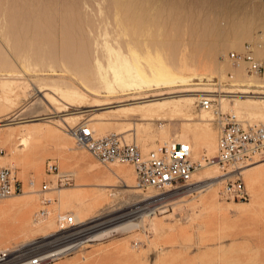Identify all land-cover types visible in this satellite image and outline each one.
<instances>
[{
  "label": "rangeland",
  "instance_id": "1",
  "mask_svg": "<svg viewBox=\"0 0 264 264\" xmlns=\"http://www.w3.org/2000/svg\"><path fill=\"white\" fill-rule=\"evenodd\" d=\"M22 1L0 0V167L14 166L23 183L22 192L0 199V247L19 248L56 231L58 213L81 211L85 218H94L151 201L149 209L140 211L144 214L150 209L155 211L154 216H145V224L100 242L91 241L48 264L73 261L75 264H264V164L247 173L241 172L249 192L246 200L220 196L225 176L209 180L215 184L210 189L205 187L206 190L199 189L201 186L175 193L169 189H139L135 186L131 163L99 161L84 146L77 145L68 131L72 125L87 123L95 134L116 131L127 141H136L144 152L163 142L188 140L194 159L201 160L204 154L214 155L218 135L216 110L234 111L247 123L264 121V110H260V119L251 116L247 109L234 106L233 96L241 94L238 89L242 87L232 80L239 73L236 70L241 69L240 77L264 82V72L255 74L247 69L246 62H234L228 55L232 50L245 51L249 44L253 55L264 59V0ZM11 28L12 35L3 34ZM19 43L21 46L25 43L23 49ZM35 52L40 53L37 58L30 56ZM134 52L153 56L156 62L165 59L166 63H173L176 74L191 76L195 82L202 83L192 87L216 88L217 92L203 94L214 97L212 106L203 110L196 98L192 104L182 106L183 115L173 116L168 111L164 116L162 112L148 126L147 120L139 116H118L114 112L117 105L94 106L92 97H89L92 102L89 99L84 105L66 103L64 109H67L61 110L39 91V81L53 86L60 83L59 86H65L70 81L84 91L85 87L72 72L83 76L88 68L92 80L97 81L96 59L108 67L116 53ZM8 69L15 71L14 74H3ZM5 78L10 85L3 89ZM34 80L38 83L34 84ZM251 89L258 92L244 95H250L253 100L240 99L258 100V103L264 100L259 98L264 97V86L253 82ZM175 91L174 95L181 93ZM218 94L228 96L220 98ZM260 107L264 109L262 102ZM202 112H208L205 119ZM14 131H25L28 141L22 143L15 134L11 135ZM197 133H206V139L198 138ZM175 136L180 139H173ZM48 159L56 162L60 172L71 171L73 179L59 184L57 175L46 170ZM223 173L217 164H209L196 172L193 187L199 178L206 180ZM29 177L35 179V184H28ZM44 180L49 181L50 188L40 190ZM210 190L215 195L208 202L205 197ZM43 197L52 201L44 203ZM30 200H33L31 205ZM42 207L49 209V214L38 218L35 213ZM134 239L139 240L138 245H133Z\"/></svg>",
  "mask_w": 264,
  "mask_h": 264
},
{
  "label": "built area",
  "instance_id": "2",
  "mask_svg": "<svg viewBox=\"0 0 264 264\" xmlns=\"http://www.w3.org/2000/svg\"><path fill=\"white\" fill-rule=\"evenodd\" d=\"M245 51L229 52L234 62L244 61L248 70L255 74L264 72V59L256 58L249 44ZM214 97L201 95L198 103L203 107H211ZM218 135L216 138V153L203 155L197 160L191 157L192 145L187 140H172L163 142L147 151H142L136 141H127L116 131L95 134L87 123L75 124L68 131L77 145L84 146L101 162L125 161L131 163L135 173V186L139 189L155 188L157 190L195 189L192 175L204 163H216L222 172H232L224 178L220 188V196L229 199L246 200L249 192L239 169L243 165L264 159V121L243 122L232 111L216 110ZM46 170L57 175L59 184L69 183L73 179L71 171H59L54 160L48 159ZM35 182L29 177L28 184ZM50 188L47 180L42 181L40 190ZM23 191V183L16 174L14 166L0 167V199ZM146 198V197H145ZM44 203L50 198L43 197ZM151 201L137 205L138 209L131 212V217L141 214V210L150 208ZM136 207V206H135ZM126 210V209H125ZM121 212V211H119ZM154 209L148 210V214ZM152 213V214H153ZM49 209L42 207L35 216L46 217ZM100 215L86 220H77L71 212L57 214L56 231L38 237L31 248L18 250V247H0V264H48L50 261L69 254L85 244L90 243L92 234L101 226ZM124 215L118 218L124 217ZM32 241V240H31ZM30 242V241H29ZM139 240L134 239L133 245Z\"/></svg>",
  "mask_w": 264,
  "mask_h": 264
},
{
  "label": "bare ground",
  "instance_id": "3",
  "mask_svg": "<svg viewBox=\"0 0 264 264\" xmlns=\"http://www.w3.org/2000/svg\"><path fill=\"white\" fill-rule=\"evenodd\" d=\"M7 1V0H6ZM11 1V0H10ZM41 1V0H40ZM113 1V0H112ZM224 1V0H223ZM20 2V1H19ZM30 2V1H29ZM34 2V1H33ZM39 2V1H37ZM52 2V1H51ZM126 2V1H125ZM128 2V1H127ZM142 2V1H140ZM156 2V1H155ZM18 3V2H17ZM21 3H23V1L21 0ZM36 3V2H35ZM60 3V2H59ZM71 3V2H70ZM91 3V2H89ZM111 3V1H110ZM114 3V2H113ZM112 3V4H113ZM118 3V2H117ZM138 3V2H137ZM148 2H146L145 4H147ZM223 3V2H222ZM221 3V4H222ZM228 3V2H227ZM7 4V3H6ZM25 4V3H24ZM24 4L22 7H24ZM48 4V3H46ZM66 4V2H65ZM127 4V3H126ZM140 4V3H139ZM152 4V3H151ZM36 5V4H35ZM83 5V3H82ZM92 5V4H91ZM150 5V4H147ZM37 6V5H36ZM64 6V5H63ZM84 6V5H83ZM87 6V5H86ZM111 6V5H110ZM124 6V5H123ZM127 6V5H126ZM137 6V5H136ZM227 6V5H226ZM17 7V6H16ZM34 7V6H33ZM47 7V6H46ZM52 7V6H51ZM60 7V6H59ZM92 7V6H91ZM116 7V5H115ZM128 7V6H127ZM11 8V7H10ZM18 8V7H17ZM27 8V7H26ZM71 8V7H70ZM137 8V7H136ZM140 8V7H139ZM222 8V7H221ZM69 9V8H68ZM74 9V8H73ZM86 9V8H85ZM88 9V8H87ZM90 9V8H89ZM127 9V8H126ZM234 9V8H233ZM236 9V8H235ZM17 10V9H16ZM140 10V9H139ZM21 11V10H19ZM18 11V12H19ZM28 11V10H27ZM56 11V10H55ZM86 11V10H85ZM233 11V10H231ZM24 12V11H22ZM52 12V11H51ZM91 12V10H90ZM21 13V12H20ZM26 13V12H25ZM35 13V12H34ZM62 13V12H61ZM72 13V12H71ZM11 14V13H10ZM24 14V13H22ZM51 14V13H50ZM32 15V14H31ZM45 15V14H44ZM73 15V13H72ZM93 16V14H91ZM109 15V14H108ZM5 16V14H4ZM19 16V15H17ZM26 16V15H25ZM39 17V16H38ZM70 17V15H69ZM86 17V16H85ZM23 18V17H22ZM35 18V17H34ZM43 18V17H42ZM89 18V17H88ZM9 19V18H7ZM70 19V18H69ZM23 20V19H22ZM89 20V19H87ZM96 20V19H95ZM99 20V19H98ZM9 21V20H8ZM64 21V20H63ZM84 21V20H83ZM167 21V20H166ZM35 22V21H34ZM100 22V21H99ZM195 22V21H194ZM5 23V22H4ZM27 23V22H26ZM25 23V24H26ZM81 23V22H80ZM98 22H96L97 24ZM197 23V22H196ZM202 23V22H201ZM8 24V23H7ZM15 24V23H14ZM24 24V23H23ZM24 24V25H25ZM77 24V23H76ZM82 24V23H81ZM89 24V23H88ZM102 24V23H101ZM104 24V23H103ZM198 24V23H197ZM17 25V23H16ZM66 25V24H65ZM72 25V24H71ZM5 26V25H4ZM13 26V25H12ZM78 26V25H77ZM198 26V25H197ZM20 27L22 28V26L20 25ZM67 27V25H66ZM170 27V25H169ZM2 28H7L6 27H2ZM29 28V27H28ZM95 28V27H94ZM192 28V27H191ZM197 28V27H196ZM1 29V27H0ZM14 29H17L16 27ZM6 30V29H5ZM22 30V29H21ZM28 30V29H27ZM30 30V29H29ZM36 30V29H35ZM62 30V29H61ZM96 30V29H94ZM197 29H195L196 31ZM23 31H25V29H23ZM42 31V30H41ZM51 31V30H50ZM64 31V30H63ZM12 28L11 31H5L3 34L4 35H12ZM32 32V31H31ZM73 32V31H72ZM93 32V31H92ZM101 32V31H100ZM22 33V31H21ZM38 33V32H37ZM40 33V32H39ZM38 33V34H39ZM42 33V32H41ZM69 33V31H68ZM96 33V32H95ZM110 33V32H109ZM1 34V33H0ZM35 36V32L33 33ZM44 34V32L42 33ZM49 33H47L48 35ZM52 34V33H51ZM20 35L21 34H17ZM41 35V34H40ZM89 35V34H88ZM92 35V34H91ZM195 35V34H194ZM14 36V35H13ZM44 36V35H43ZM68 36V35H67ZM204 36V35H203ZM202 36V37H203ZM8 37V36H5ZM17 37V36H16ZM37 36H35L36 38ZM42 37V36H41ZM45 37V36H44ZM51 37V36H50ZM73 37V36H72ZM71 37V38H72ZM81 37V36H80ZM91 37V36H90ZM98 37V36H97ZM14 38V37H13ZM70 38V37H69ZM100 38V37H99ZM7 39V38H6ZM12 39V38H11ZM19 39V38H18ZM29 39V38H28ZM51 39V38H50ZM55 39V38H54ZM89 39V38H88ZM8 40V39H7ZM10 40V38H9ZM20 40V39H19ZM56 40V39H55ZM71 40V39H70ZM200 40V39H199ZM17 41V40H16ZM45 41V40H44ZM176 41V40H175ZM178 41V40H177ZM12 42V41H11ZM20 42V41H18ZM28 42V41H27ZM33 42V41H32ZM54 42V41H53ZM65 42V41H64ZM68 42V41H67ZM82 42V41H81ZM71 43V42H70ZM77 43V41H76ZM9 44V42H8ZM20 45V43H19ZM25 45V43H24ZM23 45V46H24ZM83 45V44H82ZM89 45V44H88ZM18 46V45H17ZM21 46V45H20ZM23 46L22 49H23ZM85 46V45H83ZM93 46V45H92ZM91 46V48H92ZM15 47V46H14ZM33 47V46H32ZM95 47V46H94ZM3 48V47H2ZM47 48V47H46ZM53 48V47H52ZM51 48V50H52ZM90 48V49H91ZM15 49V48H14ZM17 49V48H16ZM66 49V48H65ZM80 49V48H79ZM88 49V48H87ZM95 49V48H94ZM26 50V48H25ZM31 50V49H30ZM48 50V49H47ZM78 50V48H77ZM85 50V49H84ZM97 50V49H96ZM9 51V50H8ZM28 51V50H26ZM48 52V51H47ZM54 52V51H53ZM79 52V51H78ZM82 52V51H81ZM22 53V52H21ZM27 53V52H26ZM36 53V52H35ZM30 54V56L36 57L39 54ZM46 53V52H45ZM49 53V52H48ZM84 53V52H83ZM29 54V53H28ZM4 55V54H3ZM16 55V54H15ZM48 55V54H47ZM29 56V55H28ZM42 57V55H40ZM38 56V57H40ZM44 56V54H43ZM76 56V55H75ZM74 56V57H75ZM82 56V55H81ZM22 57V56H21ZM26 57V56H25ZM24 57V58H25ZM70 57V56H69ZM72 57V56H71ZM4 58V57H3ZM31 58V57H30ZM37 58V57H36ZM58 58V57H57ZM65 58V57H64ZM110 58V56H109ZM21 59V58H20ZM26 59V58H25ZM68 58H66L65 60H67ZM24 60V59H23ZM38 60V59H37ZM41 60V59H40ZM71 60V58H70ZM20 61V60H19ZM68 63V62H67ZM71 63V62H69ZM22 64H24L25 67H28L27 65H25V63L22 62ZM172 64L173 63H166L165 59H160L159 62H156L153 58V56L150 57H146L140 53L134 52L132 54H124V53H116L115 55L112 56V58L110 59V63L109 66L106 67L104 66L101 61L99 59H96L95 61V68L98 70L99 75L98 76V80L94 81L91 78V72L90 69H86L85 74L82 76H79V74L74 73L77 77H78V81L85 87L84 89L86 90H81V88L78 87V85L75 84H71V82H67V84H65V86H53V84L49 85L45 82H40L38 86L40 87L39 91L44 92V97L51 103L54 104L58 109L61 110H66L64 109L66 107V103H70L73 104L74 102H79L77 103L82 105L83 102L85 101H89V97L94 98L93 104L96 107H104V108H112L114 106H119L117 109H115V113L126 118H131V117H136L139 116L141 119L143 120H147V125L149 124V122L151 123L152 120H154V117H159L161 116V113H164V116L166 115V113L168 111H170L172 113V115H183L182 113V106L185 105H190L194 102V100L196 98H200L201 95L204 94V92L207 91H215L217 92L214 88H208V87H192L195 85H202V83H198L195 82L194 79L190 76V77H185L182 75H178L176 74L173 69H172ZM66 65V64H65ZM64 65V66H65ZM239 65V63H238ZM63 66V67H64ZM69 67V65H68ZM66 68V67H65ZM71 68V67H70ZM69 69V68H68ZM68 69H65L67 71H65L66 73L68 72ZM72 69V68H71ZM75 69V68H73ZM9 70V69H8ZM63 70V69H62ZM70 70V69H69ZM77 70V69H76ZM75 70V71H76ZM74 71V70H73ZM236 72L234 74V78L233 80V84H237L238 86L242 87L238 89V93L241 94H236L235 99H234V106L237 109H242V110H246L247 112L252 116L254 115H261L262 112L260 110H264L261 109L260 107V102L263 103L264 105V100L260 101L258 103V100H256V102H252V101H244L242 99H240L241 97H250V95H244V94H250V93H257L258 91H253V89H251V87L253 86V82L259 86V87H263L264 86V82L256 80V81H250L248 79H245L243 76L240 77L241 73V69H237ZM15 71H7L3 74L5 75H12L14 74ZM242 72V71H241ZM70 76L71 73H70ZM240 77V78H239ZM75 78L76 77H72ZM72 78L70 80H72ZM39 80V79H36ZM77 80V79H76ZM42 81V80H41ZM63 81V79L61 80ZM60 81V82H61ZM33 82V81H32ZM38 83L37 81L35 82L34 80V84ZM63 83H65V80L63 81ZM70 83V84H68ZM2 87L4 89V87L9 86L10 85V81L9 79L5 78L2 82ZM103 88V89H100ZM49 90V91H48ZM175 90H177V92H181L179 95H174V92H176ZM167 91V92H165ZM225 91V90H224ZM229 91V90H228ZM220 92V90H219ZM234 92V91H231ZM236 92V90H235ZM261 92V91H259ZM151 93V94H150ZM228 93V92H227ZM226 93V94H227ZM262 93V92H261ZM207 94V93H206ZM214 94V93H213ZM208 95V94H207ZM218 96L221 98L223 96H228V95H223V94H218ZM105 97V98H102ZM259 98H264V97H259ZM258 98V99H259ZM229 99V98H228ZM251 100H253V98H249ZM92 102V99H90ZM224 100L228 101L227 98H225ZM231 100V99H230ZM221 101V100H220ZM232 101V100H231ZM224 102V101H223ZM233 102V101H232ZM87 104V103H86ZM85 104V106H86ZM84 105V103H83ZM81 107V106H80ZM187 108V107H186ZM245 108V109H244ZM189 109V108H188ZM203 110H206L203 106H202ZM236 109V110H237ZM114 110V109H112ZM111 110V111H112ZM213 110V109H212ZM60 111V110H59ZM209 111V110H207ZM184 112V111H183ZM204 112V111H203ZM202 112V119H205L207 117V113H203ZM206 112V111H205ZM234 112V111H232ZM189 113V112H187ZM236 113V112H234ZM241 113V112H240ZM239 113V114H240ZM186 114V112L184 113ZM170 115V114H169ZM188 115V114H187ZM210 115V114H209ZM208 115V116H209ZM39 116V115H38ZM116 116V115H115ZM263 116V115H262ZM188 117V116H187ZM210 117V116H209ZM250 117V116H249ZM256 117V116H254ZM259 117V116H258ZM12 118V117H11ZM24 119V117H22ZM67 118V117H66ZM162 118V117H161ZM164 118V117H163ZM260 118V117H259ZM15 119V118H14ZM12 119V120H14ZM68 119V118H67ZM171 119V118H170ZM169 119V120H170ZM179 119V118H178ZM240 119V118H239ZM261 119V118H260ZM264 119V118H262ZM69 120V119H68ZM207 120V119H206ZM241 120V119H240ZM89 125V124H88ZM90 126V125H89ZM149 126V125H148ZM91 127V126H90ZM189 127V126H188ZM92 128V127H91ZM184 128V127H183ZM163 129V128H162ZM92 130H94L92 128ZM185 130V129H184ZM188 130V129H187ZM16 135L17 137H19L21 139V142L23 143V141L26 139V135H28L25 131H14L11 133V135ZM70 134V133H69ZM204 134L206 133H197L198 138L202 139L205 136ZM207 135H209V133H207ZM72 136V135H71ZM28 137V136H27ZM180 139V137H173V139ZM210 138V137H207ZM28 139V138H27ZM26 139V140H27ZM125 139V138H124ZM28 141V140H27ZM172 141V140H171ZM188 141V140H187ZM169 142V141H168ZM190 142V141H188ZM202 142V141H201ZM206 142V141H205ZM76 143V142H75ZM191 143V142H190ZM198 143V142H197ZM207 143V142H206ZM209 143V141H208ZM207 143V144H208ZM192 145V144H191ZM202 145V143H201ZM204 145V143H203ZM206 146V145H205ZM209 146V145H208ZM206 148H210V147H206ZM197 156V155H196ZM199 156V155H198ZM191 157L194 158V151L192 149V154ZM118 162V161H117ZM198 167L193 175H192V179L194 182V175L196 174V172L198 170H200L201 168L205 167V166H209V164H214L216 165V163L212 162V163H204ZM264 164V160H255L252 163H249L247 165H243L241 166L239 169L241 170V172H245L247 173L248 171H250L253 168L259 167L261 165ZM203 166V167H202ZM206 170V169H205ZM120 171H123L120 169ZM124 172V176L127 177V173L125 171ZM242 173V174H243ZM117 174V173H116ZM232 172H227V173H223L221 175L218 176H212L209 177L206 180L203 179H198L196 181V185L194 186L195 188L198 189L197 186H201V188L199 189H210L213 187V185L215 183H211V181L209 180H214L217 179L221 176H226V175H231ZM119 177L120 175L117 174ZM209 175V174H208ZM205 176V174H204ZM211 176V175H210ZM225 178V177H224ZM223 180V179H222ZM207 182V184L202 185V182ZM205 182V183H206ZM218 183V182H217ZM35 184V182L33 183ZM32 184V185H33ZM194 185V184H193ZM130 186V185H128ZM204 186V187H202ZM152 189V188H151ZM154 189V188H153ZM205 189V190H206ZM183 190H189L188 189H181ZM181 190H172L170 192H176V191H181ZM212 190V189H211ZM208 193V195L205 197V200H212L214 199V195H215V191H211ZM153 196L152 194L150 195V197ZM155 196V194H154ZM149 197V196H147ZM50 201H52V199L50 198ZM208 201V202H209ZM214 201V200H213ZM33 203V200H30V205ZM215 203V202H214ZM213 203V204H214ZM138 206H132L126 210H123L121 212H115L112 214H106L105 217H101V219H97L100 221L101 226L98 227V230L95 231L92 234V240L93 242H100L106 238H110V237H115L116 235H121L124 232H128L131 231L132 229H134L135 227L139 226L140 224L144 223V219L145 216H149L151 214H144L143 212L140 215H137L136 218L135 217H131L132 215H134V213H131L135 210H137ZM160 207V206H159ZM163 207V206H162ZM162 209V208H160ZM124 217L118 218L121 215H124ZM75 218L77 220H86L89 218H85L83 216V213L81 211H75L74 212ZM152 216H154V214H152ZM94 217V216H93ZM143 221V222H142ZM145 224V223H144ZM117 238V237H116ZM34 244H36L35 241L32 242H28L26 244H24L22 247H20L18 250H23L26 248H31L32 246H34ZM137 247V246H136ZM71 264H75V261H73ZM76 264H78L76 262Z\"/></svg>",
  "mask_w": 264,
  "mask_h": 264
}]
</instances>
